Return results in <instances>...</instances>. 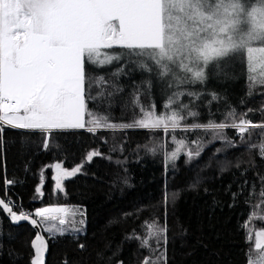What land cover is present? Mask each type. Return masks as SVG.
Wrapping results in <instances>:
<instances>
[{"label":"trees","instance_id":"16d2710c","mask_svg":"<svg viewBox=\"0 0 264 264\" xmlns=\"http://www.w3.org/2000/svg\"><path fill=\"white\" fill-rule=\"evenodd\" d=\"M240 55L233 65L207 70L206 79L195 85L177 78L185 75L182 70H177V77L162 79L154 65L149 73L128 56L110 66L89 68L94 80L103 76L107 81L106 85L101 82L100 89L94 84L92 94L98 90L111 93L105 102L92 106L98 115H106L118 125L131 123L141 115L136 110L139 106L154 105L162 111L172 97L176 101L173 109L182 103L188 106L185 116L189 110L196 113L181 121L184 129L167 133L138 127L100 129L96 134L58 131L46 151L42 147L44 134L39 131L5 127L0 133L1 197L11 198L18 207L22 200L25 209L66 204L78 206L84 213L79 233L48 239L47 264H141L148 253L141 249L140 240L129 237H143L145 221L161 225L166 221L167 264H246L253 247L246 243L250 231L244 225L250 210L253 217L264 216L260 206L264 204L260 196L264 159L248 147L260 142L258 130H250L254 134L251 138L246 134L241 142L231 129L224 130L227 140H222L215 138L213 130L192 127L210 121L230 123L229 111L239 117L248 109L254 111L246 119L264 121L260 111L264 89L248 79L247 53ZM182 67L188 69L189 65ZM172 136L184 142L175 160L166 155L179 146ZM228 140L240 146L230 147ZM145 146L160 147L152 152ZM89 150L103 155L84 161L82 172L64 181V193L53 192V171L48 169L44 196L32 199L42 168L57 161L72 168ZM6 178L17 181L8 188L7 198ZM257 223L264 228V220ZM35 232L29 225L13 226L0 212V264H29ZM80 244L85 247L79 248Z\"/></svg>","mask_w":264,"mask_h":264},{"label":"snow or ice","instance_id":"6c2138e0","mask_svg":"<svg viewBox=\"0 0 264 264\" xmlns=\"http://www.w3.org/2000/svg\"><path fill=\"white\" fill-rule=\"evenodd\" d=\"M196 2L208 8L218 5V0ZM256 2L242 0L247 6ZM165 3L171 5L175 0H0V133L5 127L39 131L44 134L42 147L47 151L53 134L58 131L85 130L96 134L100 129L138 127L167 133L169 129L175 131L181 128V121L194 117L196 113L189 110L185 116L183 111L188 106L182 103L173 109L172 105L176 101L172 97L162 106V111H157L154 105L148 108L139 106L136 109L141 114L139 118L119 125L110 122L106 115H98L92 107L97 102H105L111 93L106 95L103 90H98L95 95L92 94L94 84L100 89L101 82L106 85L107 81L103 76L94 80L89 75V68H103L128 56L135 58L149 73L153 71L154 65L162 79L177 77V70H182L185 75L177 78L195 85L206 79L209 64L216 66L234 54L235 46H225L211 58L198 62L195 70H189L192 62H188V69L183 68V57L177 60L168 55V44L174 45V40L165 43L172 24L171 12L167 21L165 19ZM241 25L246 32V21L242 19ZM246 50L264 54V36L249 40ZM246 59L247 71L251 74L248 79L264 89V61L253 55ZM253 111L248 109L239 117L234 111H229L227 117L231 119L230 123L210 121L192 127L213 130L215 138L222 140H227L224 130L231 129L241 142L245 141L246 134L251 138L254 133L250 130H258L260 142L249 144L248 147L255 149L257 156L264 159V121L254 122L245 118ZM260 111L264 112V108ZM171 140L179 146L166 155L175 160L184 142L175 136ZM227 142L233 148L240 146L233 140ZM157 147L160 146L147 150L155 152ZM101 155L98 150H89L83 161L72 168L65 167L63 161L45 166L41 169L32 199L44 196L45 172L48 169L53 171V192L64 193V181L80 174L84 161L91 162L94 157ZM188 155L191 157L192 153ZM16 183L13 179H4L5 195L8 188ZM261 183L264 185V180ZM252 187L254 189L255 185ZM260 196L264 200V187L260 190ZM260 206L264 207V204ZM0 212L7 215L12 223L28 222L37 229L30 241L32 254L29 264H45L48 239L56 235L79 233L81 229L75 225L85 222L84 213L78 206L66 204L25 209L22 200L17 207L16 201L11 198L0 197ZM252 218L250 210L245 229H248ZM255 218L264 220V216ZM49 222L51 226L43 227V232L49 234L46 239L40 229ZM144 227L147 231L143 237L139 234L129 237L140 240L141 249L148 253L141 264H167L166 221L163 225L158 221H145ZM246 243L261 253L253 256L250 249L246 264H264V229L255 231L254 245L252 233L246 232ZM84 247L83 244L79 245L81 249Z\"/></svg>","mask_w":264,"mask_h":264},{"label":"rangeland","instance_id":"374dc122","mask_svg":"<svg viewBox=\"0 0 264 264\" xmlns=\"http://www.w3.org/2000/svg\"><path fill=\"white\" fill-rule=\"evenodd\" d=\"M165 10L166 21L168 14L172 13L171 33L166 35L165 43L174 40V45L168 44V55L177 60L183 57L181 66L192 62V68H196L198 62L211 58L225 46H235L236 52L216 66L233 65L244 51L247 53L246 57L253 55L264 61V54L255 51L249 53L246 50L249 40L264 36V0H257L251 6L245 5L242 0H218V5L212 8L206 5L201 7L196 0H175L171 5L165 3ZM242 19L248 25L246 32L242 29ZM216 66L209 64L206 71L213 70L212 67ZM257 220L253 217L249 224L253 245L255 231L264 229ZM83 225L79 224L80 227L77 225L75 227L81 229ZM45 226H51V222L43 225L42 229ZM44 234L47 237L48 233ZM260 254L253 247L252 255Z\"/></svg>","mask_w":264,"mask_h":264},{"label":"water","instance_id":"95a60500","mask_svg":"<svg viewBox=\"0 0 264 264\" xmlns=\"http://www.w3.org/2000/svg\"><path fill=\"white\" fill-rule=\"evenodd\" d=\"M1 197V196H0ZM5 215V214H4ZM6 216V218L10 221V219L8 218V216L7 215H5ZM11 222V221H10ZM11 224L13 225V226H15V227H19V226H21V225H29L33 230H35V231H37V229H34L28 222H19V223H12L11 222ZM40 231L42 232V234H44V232H43V229H42V227H41V229H40ZM45 235V234H44ZM45 237H46V235H45ZM46 239H48L47 237H46ZM49 250H50V245H49V241H48V251H47V253H46V255H45V264H47V259H48V256H49Z\"/></svg>","mask_w":264,"mask_h":264},{"label":"built area","instance_id":"2783aa9c","mask_svg":"<svg viewBox=\"0 0 264 264\" xmlns=\"http://www.w3.org/2000/svg\"><path fill=\"white\" fill-rule=\"evenodd\" d=\"M5 197L7 198V197H8V194H7V195H5ZM17 207H18V205H17Z\"/></svg>","mask_w":264,"mask_h":264},{"label":"bare ground","instance_id":"6f19581e","mask_svg":"<svg viewBox=\"0 0 264 264\" xmlns=\"http://www.w3.org/2000/svg\"><path fill=\"white\" fill-rule=\"evenodd\" d=\"M50 245V244H49Z\"/></svg>","mask_w":264,"mask_h":264}]
</instances>
